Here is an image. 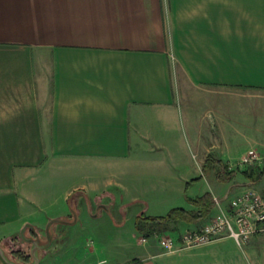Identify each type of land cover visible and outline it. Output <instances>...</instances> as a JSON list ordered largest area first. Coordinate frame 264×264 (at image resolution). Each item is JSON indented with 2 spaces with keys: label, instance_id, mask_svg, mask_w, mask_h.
I'll return each mask as SVG.
<instances>
[{
  "label": "crops",
  "instance_id": "0c3cea01",
  "mask_svg": "<svg viewBox=\"0 0 264 264\" xmlns=\"http://www.w3.org/2000/svg\"><path fill=\"white\" fill-rule=\"evenodd\" d=\"M183 84L213 95L264 92V0H0L3 251L31 262L20 239L26 225L27 237L33 230L42 243L52 233L39 259L52 243L74 241L60 227L84 224L96 207L100 215V198H113L112 191L126 206L143 202L141 211L191 210L185 189L192 199L203 193L188 182L205 173L209 157H231L227 145L214 158L219 148L189 119L203 166L192 175L183 163ZM214 122L220 146L227 122ZM129 232L137 238L134 224ZM261 242L258 234L247 250L223 239L165 253L156 242L137 241L140 248L130 243L80 264H264Z\"/></svg>",
  "mask_w": 264,
  "mask_h": 264
},
{
  "label": "rangeland",
  "instance_id": "374dc122",
  "mask_svg": "<svg viewBox=\"0 0 264 264\" xmlns=\"http://www.w3.org/2000/svg\"><path fill=\"white\" fill-rule=\"evenodd\" d=\"M182 87L178 97L182 112L179 128L180 144L178 148L181 149L183 163L186 166L188 165L189 168L192 167V175L196 173V167L203 166L201 163L203 154L199 152L192 137L191 128L188 127L189 119H191L193 121L192 129L197 133L200 132L203 136H201L202 139L207 141L208 145H215L217 146L216 148H219L218 150H213L214 154L212 156L214 158L217 157L215 155L220 157L219 153L224 152L228 145L231 158L222 159V162L225 164L230 163L233 169L236 170V174L230 182L218 181L214 171L210 169L206 174L203 172L198 174L199 176L197 175V178L190 180L188 183L196 184L194 188L196 190L197 188L202 189V195L212 193L211 196L213 195L220 199L226 195L228 198H231L248 187H252L259 193H264V175L258 182L252 183L251 185L241 174L243 171L257 174L260 170L264 169V92L241 91L240 97H235L225 94H206L203 91L205 89L190 88L184 84ZM222 109L224 110L223 113H221ZM216 117L222 118L223 123L227 122L223 124L222 132L225 138L224 143H221L220 146H218L219 142L217 140L219 132L214 122V118ZM249 150L256 151L262 157L263 161L256 167H241L238 163L241 157ZM187 191L188 187L187 190L185 189L184 198H189L194 193V191H191L188 194ZM112 193H114L113 198H100V206L103 207L100 215L96 216L98 207H94V217L87 212L84 224L81 221L74 228L61 226L60 230H62L61 233L63 236L75 235L76 239H73L74 241L64 239L63 242L52 243L44 251L45 255L40 257L37 264H80L81 259L84 258L94 260L99 257V259H102L103 257H107L106 255L111 251L117 250L116 248H124L125 245H129L130 243L134 244L136 248H140L141 246H136L138 238L140 237L148 239L144 244L151 242L158 243L152 237L155 234L158 236L177 237L184 230L193 228L188 225L179 224L175 229L155 232L147 237L138 235L136 239H131L129 230L134 224V218L136 216L164 217L172 209L150 208L149 210L141 211L145 207L143 202H137L131 207L126 206L127 200L123 195L116 191H112ZM95 201L99 202L98 199ZM81 202L82 199L76 202L78 204L77 207L81 205ZM140 211L141 214H138ZM214 213L215 209L213 205L210 215L205 220L199 222V224L206 222ZM123 222L125 223L123 228L117 227L116 224H122ZM261 236L262 242L259 244L258 250H264V234H261ZM103 238L104 242H99ZM102 245L107 248L105 252L91 255L96 247L99 248ZM25 253H28V248L19 252V256L18 254L14 256L21 257Z\"/></svg>",
  "mask_w": 264,
  "mask_h": 264
},
{
  "label": "built area",
  "instance_id": "2783aa9c",
  "mask_svg": "<svg viewBox=\"0 0 264 264\" xmlns=\"http://www.w3.org/2000/svg\"><path fill=\"white\" fill-rule=\"evenodd\" d=\"M263 161L254 150L247 151L240 159L241 167H256ZM229 171H236L227 163ZM215 213L199 228L184 230L177 237L153 235L165 253L193 250L223 239H231L242 250L249 239L264 234V193L248 187L225 199L212 195ZM226 203V204H225ZM148 241L140 237L138 242Z\"/></svg>",
  "mask_w": 264,
  "mask_h": 264
},
{
  "label": "trees",
  "instance_id": "16d2710c",
  "mask_svg": "<svg viewBox=\"0 0 264 264\" xmlns=\"http://www.w3.org/2000/svg\"><path fill=\"white\" fill-rule=\"evenodd\" d=\"M208 164L203 170L207 173L210 169L214 171L215 177L220 182H230L236 174V171H229L227 164L222 161L208 158ZM243 177L251 184L258 182L264 175V169L257 174L253 172H241ZM187 204L192 208L191 210H184L180 208L172 209L164 217H144L139 215L134 220V228L138 235L150 236L155 232H164L175 229L179 224L191 225L205 220L213 209L212 196L209 193L197 198L185 197Z\"/></svg>",
  "mask_w": 264,
  "mask_h": 264
},
{
  "label": "water",
  "instance_id": "95a60500",
  "mask_svg": "<svg viewBox=\"0 0 264 264\" xmlns=\"http://www.w3.org/2000/svg\"><path fill=\"white\" fill-rule=\"evenodd\" d=\"M27 229H31V227L26 225L20 231V239L23 242L29 244V246H30L29 247V253H30L31 262L26 263V264H37L39 261V251L46 248L49 245V243L51 241L52 233L49 229H47L45 232L47 241H46V243H42L40 241L39 237L37 236V234L33 230H32L33 236L27 237V235H26ZM0 264H25V263L14 261L0 247Z\"/></svg>",
  "mask_w": 264,
  "mask_h": 264
}]
</instances>
